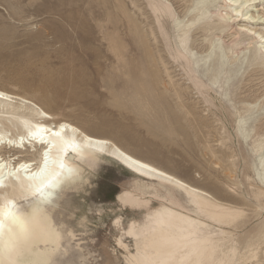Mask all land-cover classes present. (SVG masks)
<instances>
[{
	"label": "bare ground",
	"instance_id": "6f19581e",
	"mask_svg": "<svg viewBox=\"0 0 264 264\" xmlns=\"http://www.w3.org/2000/svg\"><path fill=\"white\" fill-rule=\"evenodd\" d=\"M122 1L113 0L116 13L123 17L119 29L126 43L125 84L133 86L142 101L140 112L172 118L169 128L192 133L196 143L206 149L225 144L213 140L211 132L225 126L224 118L217 115L230 117L244 144L258 154L256 176L264 188V100H251L254 95L241 92L256 72L264 74V28L254 32L237 24L245 22L239 17L255 19L256 15L243 9L256 0ZM174 6L181 11L176 13ZM261 10L264 17V8ZM229 30L237 37L225 47L220 35ZM197 36L201 41L196 45ZM217 122L220 126H215ZM37 131L39 135H33ZM56 131L60 137L51 135ZM92 134L43 110L30 98L0 89V205L11 200L17 214H27L39 206L59 234L45 242L40 230L33 229L27 240H12L15 247L0 254V264L40 261L49 254L55 264H75L76 256L80 264H89L81 256V243L75 242L79 239L68 221L73 215L64 210L63 202L73 191L90 184L100 159L116 162L131 175V189L122 186L114 197L119 210L144 212L142 220L132 219L126 230L120 217L114 220L122 235L132 241L131 249L121 239L117 241L126 253V264H261L257 248L244 243L237 251L231 233L223 229H232L239 214L233 205ZM199 134L204 137L196 136ZM49 140L58 146L68 141L71 146L59 154L52 150L49 160L53 174L29 179L36 171L34 161H42ZM17 168L19 173L12 175ZM41 179L47 184L43 196L35 191ZM9 241L5 228L0 246ZM237 243L241 244L240 240ZM219 254L229 257L218 262Z\"/></svg>",
	"mask_w": 264,
	"mask_h": 264
},
{
	"label": "rangeland",
	"instance_id": "374dc122",
	"mask_svg": "<svg viewBox=\"0 0 264 264\" xmlns=\"http://www.w3.org/2000/svg\"><path fill=\"white\" fill-rule=\"evenodd\" d=\"M174 8L176 13L181 11ZM263 8L264 0L248 3L243 10L255 19L239 17L245 22L237 24L261 31ZM122 23L113 0H0V89L30 98L43 110L233 205L239 214L232 229H223L231 233L237 251L250 243L264 264V188L256 176L258 154L244 144L233 120L222 113L217 117L224 118V128L211 133L213 140L225 144L211 149L198 145L192 133L169 128L172 118L143 115L134 87L125 84ZM232 30L220 35L225 47L237 37ZM200 41L199 37L196 45ZM241 92L254 95L251 100H264V74L256 72ZM97 164L90 184L69 194L64 210L73 215L68 221L89 264H126V253L117 241L130 249L132 241L114 220L120 217L126 230L132 219L141 221L144 212L119 210L114 200L122 186L131 189L130 173L110 160L100 159ZM156 205L152 200V207ZM228 257L219 254L218 262Z\"/></svg>",
	"mask_w": 264,
	"mask_h": 264
},
{
	"label": "snow or ice",
	"instance_id": "6c2138e0",
	"mask_svg": "<svg viewBox=\"0 0 264 264\" xmlns=\"http://www.w3.org/2000/svg\"><path fill=\"white\" fill-rule=\"evenodd\" d=\"M63 127L64 126L61 125V129ZM33 135H39V132L37 131ZM51 135L53 137H60L61 133L59 131H56ZM47 145L48 148L47 151H45L43 154L42 161H34L36 171L31 174L29 179L35 180L37 178H45L48 175L53 174L50 170L49 160L52 150L55 148L57 150V154H59L60 151H67V147L71 146L70 142L68 141H64L63 145L58 146L51 140L47 142ZM262 150H264V142H262ZM59 166L61 168L64 167L62 162ZM2 167L3 165H0V168ZM20 167L27 168L28 166L21 165ZM19 171L20 168H17L16 172L11 174L16 175V173H19ZM262 179H264V173H262ZM50 183L51 181H48V184ZM46 186L47 184L45 183V180L41 179L40 183L35 187L36 193H39L41 196H43V189ZM0 187H3V181H0ZM14 207L15 205L11 200H8L4 205H0V241H3V238L5 236V228H7V233L10 237L9 242L4 243L2 244V246H0V254H3L5 250L11 252L14 249L15 244L12 242V240H27L30 237L33 229L40 230L41 236L43 239H45V242H47L48 239H55L58 237L59 234L48 224L47 213L43 208L35 206L27 214H17V212L14 211ZM52 251L54 252L55 249H53ZM17 264H55V261L51 259V254H49L40 261H18Z\"/></svg>",
	"mask_w": 264,
	"mask_h": 264
},
{
	"label": "crops",
	"instance_id": "0c3cea01",
	"mask_svg": "<svg viewBox=\"0 0 264 264\" xmlns=\"http://www.w3.org/2000/svg\"><path fill=\"white\" fill-rule=\"evenodd\" d=\"M83 253H85V251L83 250ZM82 253V257L83 258H85V259H87L86 257H84V254ZM78 258V256H76V260H74V262H75V264H80L82 261L81 260H79V259H77ZM86 262L88 263V260H86Z\"/></svg>",
	"mask_w": 264,
	"mask_h": 264
}]
</instances>
